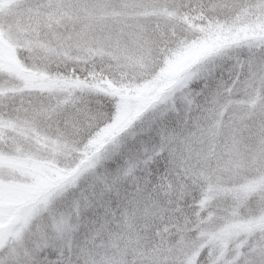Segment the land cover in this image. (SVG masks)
<instances>
[{
    "label": "snow or ice",
    "instance_id": "snow-or-ice-1",
    "mask_svg": "<svg viewBox=\"0 0 264 264\" xmlns=\"http://www.w3.org/2000/svg\"><path fill=\"white\" fill-rule=\"evenodd\" d=\"M0 264H264V0H0Z\"/></svg>",
    "mask_w": 264,
    "mask_h": 264
}]
</instances>
